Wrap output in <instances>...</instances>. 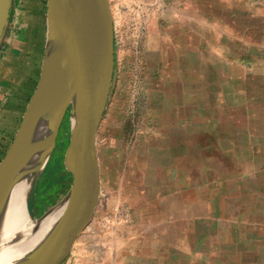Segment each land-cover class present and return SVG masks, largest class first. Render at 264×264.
I'll list each match as a JSON object with an SVG mask.
<instances>
[{"label":"crops","instance_id":"1","mask_svg":"<svg viewBox=\"0 0 264 264\" xmlns=\"http://www.w3.org/2000/svg\"><path fill=\"white\" fill-rule=\"evenodd\" d=\"M36 4L30 0L34 13ZM181 4L188 39L176 62L179 91L170 101L157 91L163 96L149 103L153 120L142 128L118 189L131 226L112 238L122 264H264V72L238 77L230 57L222 71L221 0H212V9L198 0ZM206 20L216 41L196 39ZM203 47L211 49L208 59ZM7 82L0 101L9 95ZM252 101L259 108L248 109ZM7 106L0 104V162L12 125ZM236 110H259L261 119L227 115Z\"/></svg>","mask_w":264,"mask_h":264},{"label":"rangeland","instance_id":"2","mask_svg":"<svg viewBox=\"0 0 264 264\" xmlns=\"http://www.w3.org/2000/svg\"><path fill=\"white\" fill-rule=\"evenodd\" d=\"M108 1L113 23L114 71L96 139L100 194L90 223L75 240L62 264H122L118 242L112 238L131 226L119 202L122 201L118 194L123 181L122 171L126 163L131 162L142 128L153 120L149 103L154 104L157 97L163 96L157 91H167L169 101L179 91L176 62L184 54L186 47L183 45L188 39V17L181 10V0ZM198 1L205 9L213 8L212 0ZM35 2L38 5L36 13L29 6L30 0H12L0 42V84L9 79L6 88L9 95L0 104L8 102L12 122L4 134L3 157L35 91L48 38L46 16H43V13L46 15L47 0ZM221 11L222 71L227 70L226 61L230 57L236 62L232 70L238 77L264 72V0H221ZM203 25L195 32L196 39L206 43L216 41V30L208 31L214 23L206 20ZM202 50L208 59L211 49L203 47ZM251 82L253 87H257L254 83H259L250 80L246 84ZM241 87L238 81V88ZM252 98L255 101L257 96H251L250 100ZM254 101L248 109L259 108L260 102ZM227 115L238 121L261 119L259 110H236ZM70 127L68 108L36 185L32 206L36 221L61 205L72 185V176L64 166ZM105 245L109 246L108 254Z\"/></svg>","mask_w":264,"mask_h":264},{"label":"water","instance_id":"3","mask_svg":"<svg viewBox=\"0 0 264 264\" xmlns=\"http://www.w3.org/2000/svg\"><path fill=\"white\" fill-rule=\"evenodd\" d=\"M12 0H0V42L7 27ZM63 17L49 30L35 91L21 124L0 162V191L8 194L10 174L17 158L41 121L47 105H57L56 118L40 147L34 174L25 194L24 207L34 220L32 206L36 185L64 116V108L54 95L52 81L56 60L71 55L74 101L70 143L64 155L72 185L64 201L67 208L48 239L27 264H62L75 240L90 223L100 194L97 132L102 120L114 71L113 23L108 0H61ZM15 176V174H13Z\"/></svg>","mask_w":264,"mask_h":264},{"label":"bare ground","instance_id":"4","mask_svg":"<svg viewBox=\"0 0 264 264\" xmlns=\"http://www.w3.org/2000/svg\"><path fill=\"white\" fill-rule=\"evenodd\" d=\"M62 17L61 0H48L47 19L50 31L58 27ZM52 88L65 113L70 108L72 127L74 91L70 54L61 55L57 58ZM56 111V103L50 100L41 121L19 153L17 167L10 174L9 193L6 194L0 191V264H27L48 239L67 208L69 201H64L36 221L28 216L29 206L26 209L24 207L25 194L34 174L40 147L43 140L51 132L56 118ZM54 144L55 141L53 147ZM46 161L44 166L48 162ZM66 171L70 173L67 169Z\"/></svg>","mask_w":264,"mask_h":264},{"label":"trees","instance_id":"5","mask_svg":"<svg viewBox=\"0 0 264 264\" xmlns=\"http://www.w3.org/2000/svg\"><path fill=\"white\" fill-rule=\"evenodd\" d=\"M44 1H45V0H44ZM43 16H44V18H45V16H46V15L43 13ZM68 174H69V173H68ZM69 176L71 177V175H70V174H69Z\"/></svg>","mask_w":264,"mask_h":264}]
</instances>
